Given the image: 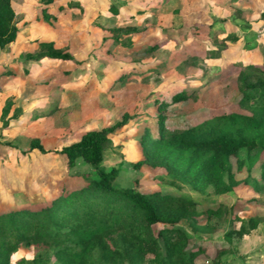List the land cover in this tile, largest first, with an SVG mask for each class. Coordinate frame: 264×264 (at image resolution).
I'll return each mask as SVG.
<instances>
[{
	"label": "rangeland",
	"instance_id": "374dc122",
	"mask_svg": "<svg viewBox=\"0 0 264 264\" xmlns=\"http://www.w3.org/2000/svg\"><path fill=\"white\" fill-rule=\"evenodd\" d=\"M13 1L16 40L0 50V213L49 203L92 173L81 159L69 169L64 156L30 151L32 140L58 150L126 117L104 151L102 166L117 172L114 188L187 196L197 203L199 224L203 212L220 210L212 232L193 233L185 219L178 224L191 248L204 250L196 264H210L221 249L226 264H264L257 168L247 181L245 171L236 174L230 193L192 190L173 177L187 169L185 159L144 151L141 143L145 129L156 133L159 103H167V130L237 110L239 74L264 69V0ZM49 45L72 59L25 60ZM178 93L186 95L171 101ZM139 161L145 164L135 168ZM233 217L259 224L228 246L222 235ZM31 254L21 246L13 259Z\"/></svg>",
	"mask_w": 264,
	"mask_h": 264
},
{
	"label": "trees",
	"instance_id": "16d2710c",
	"mask_svg": "<svg viewBox=\"0 0 264 264\" xmlns=\"http://www.w3.org/2000/svg\"><path fill=\"white\" fill-rule=\"evenodd\" d=\"M13 3L0 0V50L16 40ZM45 58L72 59L49 45L26 55L25 60ZM238 80L239 96L234 103L238 111L212 114L193 126L167 130V103L162 102L157 105L155 135L149 128L144 130V151L151 148L164 152L166 158L185 159L187 169L173 177L192 190L230 193L238 182L236 174L245 171L247 181L255 168L264 187V69L246 67ZM185 95L175 94L171 101ZM125 124L126 117L106 129L87 132L58 150H45L37 139L31 141L30 151L64 156L69 169L81 159L92 173L84 176L83 186L64 190L49 203L0 213V264H196L204 250L191 248L192 237L178 224L185 219L193 233L212 232L221 211L206 210L199 224L195 219L197 203L187 196L116 190V170H106L102 163L109 136ZM143 164L139 161L135 168ZM171 186L179 190L176 184ZM228 222L229 228L222 235L228 246L259 224L257 218L250 217H233ZM158 225L154 233L153 227ZM21 246L31 248V257L13 259ZM227 253L226 249L217 251L210 264H226Z\"/></svg>",
	"mask_w": 264,
	"mask_h": 264
}]
</instances>
